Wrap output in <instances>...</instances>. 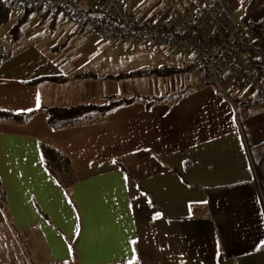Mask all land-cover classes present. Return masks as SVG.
Instances as JSON below:
<instances>
[{
  "label": "crops",
  "instance_id": "0c3cea01",
  "mask_svg": "<svg viewBox=\"0 0 264 264\" xmlns=\"http://www.w3.org/2000/svg\"><path fill=\"white\" fill-rule=\"evenodd\" d=\"M125 1L137 18L166 10L160 0ZM46 23L59 26L51 39L40 32ZM83 29L58 12L43 22L34 15L16 41L3 38L11 55L0 63V109L32 114L24 123L0 121V260L264 264V210L252 165L264 141V103H241L264 99V90L228 82L227 98L202 81L189 55L102 41ZM158 66L180 71L110 77ZM133 93L147 97L63 128L46 121V107ZM41 144L69 159L70 197L44 166ZM22 251L31 262L11 256Z\"/></svg>",
  "mask_w": 264,
  "mask_h": 264
},
{
  "label": "built area",
  "instance_id": "2783aa9c",
  "mask_svg": "<svg viewBox=\"0 0 264 264\" xmlns=\"http://www.w3.org/2000/svg\"><path fill=\"white\" fill-rule=\"evenodd\" d=\"M161 2L164 12L137 18L123 0H7L15 13L26 7L58 9L102 41L142 42L189 55L202 81L213 82L227 98L223 82L264 90V73L259 71L264 69V17L253 21L249 10L236 15L230 0ZM258 189L264 210V192Z\"/></svg>",
  "mask_w": 264,
  "mask_h": 264
},
{
  "label": "trees",
  "instance_id": "16d2710c",
  "mask_svg": "<svg viewBox=\"0 0 264 264\" xmlns=\"http://www.w3.org/2000/svg\"><path fill=\"white\" fill-rule=\"evenodd\" d=\"M12 8L8 5L7 0H0V26L6 24L11 18L13 22L7 30V38L10 41H16L23 36V26L28 22L34 15L38 16L40 21H45L46 18L51 15H56L59 11L58 9L45 8L40 9L36 7H26L21 12L15 13L14 16H11ZM258 22V21H257ZM11 50L4 46V39L0 37V63L10 57ZM260 73H264V69L259 67ZM180 71L178 67H168V66H158L151 69H136L130 72H122L110 77L119 78V77H128V76H140L148 75L154 73L156 75H169ZM82 76H89L90 73L81 74ZM64 77H49L48 79H62ZM44 78H35L30 82L34 83ZM185 91L180 90L176 93L166 94L165 96H179ZM263 93V92H262ZM147 96L133 93L130 95H115L110 96L106 103L103 104H77L68 107H59L52 106L44 108L46 112V121L48 125L52 128H63L73 124L84 123L92 119L95 113L106 114L109 110L113 109L118 105H123L130 103L138 99H145ZM164 96H158L156 99H162ZM241 103L246 105H257L264 103V99L259 100L248 99L246 101H241ZM32 114V111L29 112H10L8 110L0 109V121H11L24 123ZM260 148V154L254 160L252 158V165L254 169L255 178L257 180L259 188L264 192V141L258 146ZM41 154L43 158V163L46 169L54 177L58 185L62 190L70 197V189L74 182V179L71 174L70 161L69 159L57 151L56 149L41 144ZM4 203V191L0 184V205Z\"/></svg>",
  "mask_w": 264,
  "mask_h": 264
},
{
  "label": "rangeland",
  "instance_id": "374dc122",
  "mask_svg": "<svg viewBox=\"0 0 264 264\" xmlns=\"http://www.w3.org/2000/svg\"><path fill=\"white\" fill-rule=\"evenodd\" d=\"M161 1V0H160ZM258 0H248V2H249V5H248V7L247 8H245V6H243V4L242 5H238L237 3L235 4L234 2H233V4L237 7V9H238V12H237V15H241L242 13H244L245 12V9H248L251 5H254V3L255 2H257ZM123 2L125 3V5H127L126 4V1L125 0H123ZM256 4V3H255ZM131 13V12H130ZM14 14H15V12H14V10L12 9V11H11V16L13 17L14 16ZM132 14V13H131ZM249 15H248V18L249 19H251V20H255L256 18H258L260 15H263L264 14V7L263 6H260V5H254V7H252L250 10H249V13H248ZM133 15V14H132ZM255 18V19H254ZM69 20V19H68ZM12 22H13V18H11L6 24H4V25H1L0 26V37H2V38H5V40H8V38H7V36H6V34H7V30L9 29V27H10V25L12 24ZM56 27L54 28V26H49L48 25V23H46V24H41V26H40V32L42 33V35L44 36V37H47L48 39H51V38H53L54 36H55V34H56V30L55 29H57V28H59V26L56 24L55 25ZM85 32H88V33H90V34H93L92 33V31L90 30V29H88V28H84L83 29ZM95 34V33H94ZM97 36V35H96ZM191 72V71H190ZM189 74V73H188ZM191 74V73H190ZM207 84H210V85H214V86H216L213 82H210V81H207L206 82ZM223 85H225V87H226V83L225 82H223ZM217 87V86H216ZM229 95V94H228ZM253 159L255 160L256 159V157L253 155ZM4 238H5V240L7 241V239H8V235L7 234H5V236H4ZM13 253H15V251H13ZM22 253L23 254H19V253H17V254H11V256H13V257H18L19 258V260L20 259H23V258H25L28 262L30 261V255L29 254H26L25 253V251H22ZM21 262V261H20ZM31 262V261H30ZM0 264H4L1 260H0Z\"/></svg>",
  "mask_w": 264,
  "mask_h": 264
},
{
  "label": "snow or ice",
  "instance_id": "6c2138e0",
  "mask_svg": "<svg viewBox=\"0 0 264 264\" xmlns=\"http://www.w3.org/2000/svg\"><path fill=\"white\" fill-rule=\"evenodd\" d=\"M37 103H39V96H37Z\"/></svg>",
  "mask_w": 264,
  "mask_h": 264
}]
</instances>
